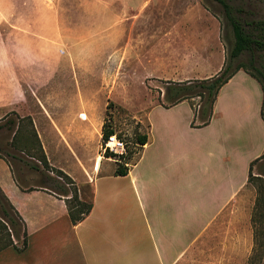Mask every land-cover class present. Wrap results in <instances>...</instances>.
I'll return each mask as SVG.
<instances>
[{"label": "crops", "instance_id": "obj_1", "mask_svg": "<svg viewBox=\"0 0 264 264\" xmlns=\"http://www.w3.org/2000/svg\"><path fill=\"white\" fill-rule=\"evenodd\" d=\"M51 1L53 7L47 8V0H0V97L5 98V107L13 106L11 111L16 106L10 98L19 97L15 103L23 104L29 96V79L23 75L15 80L14 60L8 55L14 48L13 12H30L31 2L38 4L33 9L37 12L74 9L71 4L66 7L71 0ZM102 1L103 12L120 13L145 11L153 0H126L139 2L135 7L125 0ZM136 17L137 13L132 15ZM169 38L150 40V69L145 78L202 80L221 70L222 64L209 68V60L198 53L192 56L188 39ZM188 60L202 67L184 72L181 66ZM246 77L250 76L240 70L219 90L204 126L188 101L168 106L161 90L160 100L146 113L147 141L139 144L137 159L125 167L126 174L115 175L114 167L105 169V161L98 169L86 171L87 176L83 174L82 185L90 181L87 199L92 209L76 224L62 196L47 185L24 187L10 163L0 158V190L27 234L21 250V238L16 239L8 227L13 245L0 249V264H181L189 259L195 246L219 226L235 224L251 163L264 156L263 92L257 99L248 94L243 87ZM45 115H41V134L35 133L41 158L52 166L51 161L66 152L65 144H71L76 132L74 122L64 126L48 121ZM28 158L41 171L39 157ZM32 164L27 166L41 175Z\"/></svg>", "mask_w": 264, "mask_h": 264}, {"label": "rangeland", "instance_id": "obj_2", "mask_svg": "<svg viewBox=\"0 0 264 264\" xmlns=\"http://www.w3.org/2000/svg\"><path fill=\"white\" fill-rule=\"evenodd\" d=\"M224 1L242 21L264 22V0ZM125 3L135 7L139 2L125 0ZM66 4L72 5V12H37L33 9H38V4L32 2L30 12H13L14 48L8 55L14 60L15 80L23 75L29 79V96L23 104L15 103L21 100L19 97L9 99L14 101L16 111L10 110L12 105L5 107L6 100L0 97V106H4L0 108V123L7 118L20 123L15 141L10 133L0 131V150L15 154L23 162L2 152L0 156L10 163L11 171L24 187L46 185V176L64 182L55 171L61 169L71 174L80 187L78 196L87 199L90 181L82 185L86 171L90 173L96 166L98 169L103 161L105 169L123 167L102 157L103 133L115 131L126 143L127 155L122 161L128 164L135 161L139 153L137 137L146 135V113L149 115L151 106L160 100L161 90L166 95L173 84L200 81L145 78L150 69L147 60L150 40L157 38L160 42L166 36L178 41L184 38V42L188 39L190 54L198 53L209 60V68L217 69L227 62L233 39L231 27L215 0H153L145 11L120 13L103 12L102 0H71ZM47 5L52 8V1L47 0ZM92 5L90 10L88 7ZM135 13L138 17L132 18ZM249 59L243 53L232 69L238 63L247 64ZM189 60L181 66L184 72L193 73L196 67H202ZM253 61L264 73V52L256 53ZM260 79L264 86V78ZM243 87L253 98L259 97L261 88L254 79L246 77ZM165 95L164 103L168 104ZM201 101L205 103L206 99L192 100L196 109ZM81 113L86 114V120L80 117ZM42 114H46L48 121H58L64 126L74 122L76 134L69 146L65 144L66 152L56 156L48 170L41 164L40 175L27 165L33 163L28 154L40 156L34 132L38 130L41 134ZM262 115L264 119V91ZM251 174L261 181L251 179L241 194L235 224L219 226L181 264H264V158L253 165ZM0 205L11 212L4 200L1 199ZM2 216L0 209L1 221ZM8 231L0 226V246L9 243ZM235 244L238 249H234Z\"/></svg>", "mask_w": 264, "mask_h": 264}, {"label": "trees", "instance_id": "obj_3", "mask_svg": "<svg viewBox=\"0 0 264 264\" xmlns=\"http://www.w3.org/2000/svg\"><path fill=\"white\" fill-rule=\"evenodd\" d=\"M217 1L225 15V18L231 27V36L233 39V45L228 53V60L222 66V69L211 78H207L204 80H200L198 82H183L173 84L171 88L167 89L165 98L168 102V106L175 105L181 101H188L192 107V109L197 113L199 119L201 121V126H204L209 123L211 115H212V108L215 103L216 97L218 95L219 90L233 77L235 73L242 70L250 77L255 79L261 87L262 92L264 91L263 83L260 77L264 78V73L261 69H258L254 66L253 60L256 53L264 52V22H246L242 21L240 18L236 16L235 10H233L224 0H215ZM243 53H246L250 56L247 64L238 63L232 69V64L235 60H237ZM254 72H252L251 70ZM194 98L199 99H206V102L203 103L202 101L199 103L198 108L196 109L195 105L192 103ZM19 119V118H18ZM19 125L16 119L7 118L3 123H0V131L5 130L6 132L10 133L12 137V141L17 139V134L19 131ZM112 131H106L103 133V137L106 138ZM34 136L37 139V135L34 132ZM147 141L146 135L138 136L137 143L141 146L144 145ZM22 152L23 149L21 150ZM0 152L5 154L6 156L16 157L15 154L8 152L7 150L1 149ZM30 157L32 154H28ZM0 158H2L0 156ZM264 158V156H263ZM3 159V158H2ZM18 159V158H17ZM262 159V157L260 158ZM19 160V159H18ZM40 164L43 165L45 169L48 168V164L44 158L39 156L37 159ZM19 161H22L20 159ZM255 160L251 163V167L249 170L248 182L251 183V179L254 178L255 181L260 183V177H252L251 171L252 166L257 162ZM34 164V165H33ZM31 168L40 171V167L33 163ZM48 170V169H47ZM57 176L64 180V182H60L59 180H55V178L48 176V184L47 187L56 193L59 196L63 197L65 202L69 218L73 224H76L82 221L91 211L92 203L91 200L81 199L78 196L79 188L73 181L71 177L67 174L62 172L61 170H55ZM41 172V171H40ZM125 167L118 166L115 169V175H125L126 174ZM67 186L73 187L72 190H68ZM258 187H261L260 185ZM71 193V196L69 195ZM260 194H263L259 192ZM1 199L4 200L6 203L7 200L5 196L2 194L0 190ZM0 199V202H1ZM259 199L256 200V206L258 208ZM7 207L9 211L5 210L3 206L0 205L1 212L3 214L2 218L3 221L0 220V226L6 230L8 227L12 234L15 236L16 239L21 238V250L26 247V230L23 228V223L19 217V215L13 210V208L7 203ZM260 209V205H259ZM256 223V222H255ZM9 233V232H8ZM10 236V234H8ZM13 245L12 241L9 239L8 244H3L0 246V249L4 248L5 246Z\"/></svg>", "mask_w": 264, "mask_h": 264}, {"label": "built area", "instance_id": "obj_4", "mask_svg": "<svg viewBox=\"0 0 264 264\" xmlns=\"http://www.w3.org/2000/svg\"><path fill=\"white\" fill-rule=\"evenodd\" d=\"M100 149L105 160L113 163L118 162L123 167L128 166L127 162L122 161L127 155L126 143L115 131L102 139Z\"/></svg>", "mask_w": 264, "mask_h": 264}, {"label": "bare ground", "instance_id": "obj_5", "mask_svg": "<svg viewBox=\"0 0 264 264\" xmlns=\"http://www.w3.org/2000/svg\"><path fill=\"white\" fill-rule=\"evenodd\" d=\"M83 120H86L87 119V116H86V114H81V116H80Z\"/></svg>", "mask_w": 264, "mask_h": 264}]
</instances>
